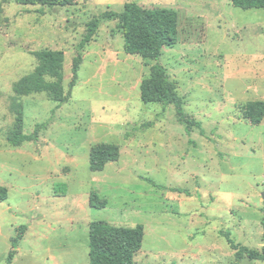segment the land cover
Returning <instances> with one entry per match:
<instances>
[{
	"label": "rangeland",
	"instance_id": "rangeland-1",
	"mask_svg": "<svg viewBox=\"0 0 264 264\" xmlns=\"http://www.w3.org/2000/svg\"><path fill=\"white\" fill-rule=\"evenodd\" d=\"M131 2L176 11L177 46L158 61L128 55L120 21L104 20L79 52L93 20ZM41 51L65 53V105L13 91ZM155 65L166 68L204 136L195 129L189 137L173 106L143 103L141 84ZM250 102H264V10L231 0H77L56 8L0 0V187L9 191L0 202V264L12 251V264H90L94 222L143 225L136 264H264L246 254L239 260L226 236L264 252V122L245 118ZM19 106L25 134L49 126L38 143L12 148L7 135ZM104 143L119 146L121 157L94 173L91 149ZM93 193L108 201L105 209L91 208Z\"/></svg>",
	"mask_w": 264,
	"mask_h": 264
},
{
	"label": "trees",
	"instance_id": "trees-1",
	"mask_svg": "<svg viewBox=\"0 0 264 264\" xmlns=\"http://www.w3.org/2000/svg\"><path fill=\"white\" fill-rule=\"evenodd\" d=\"M21 6L41 7H71L77 0H15ZM235 8L242 10H264V0H231ZM104 20H119V28L125 40V52L131 56L158 61L166 48H174L179 43V15L171 9H144L137 2L125 6L123 13L106 12L93 20L87 27L86 34L78 50L81 52L88 46L98 33L101 22ZM38 66L31 74L18 81L13 91L17 96L29 97L46 94L48 98L60 105L68 103L69 96L65 92V53L62 51L35 52ZM81 57L75 59V78L71 83L74 88L77 82ZM141 99L145 104H157L164 108L173 106L180 123L191 137L195 129L204 136L202 123L192 119L185 111L183 99L178 95L176 86L170 81L165 67L155 65L151 70L150 78L141 84ZM245 118L254 126L264 122V102H250L244 107ZM49 123L38 125L31 134L24 132V109H16V121L7 135L8 144L12 148H20L26 143H38L40 134L48 130ZM190 143H193L192 141ZM121 148L115 144H98L91 149L90 168L94 173L105 171L107 165L120 160ZM173 192L187 193L182 189ZM189 195V193H187ZM9 191L0 187V202L8 200ZM90 206L93 209H105L108 206L106 199H101L97 193L90 196ZM19 235L13 240L14 249L24 239L27 227H21ZM233 244L239 260L246 254L255 261H264V252L249 250L232 242L229 234L226 235ZM145 228L139 225L136 228L115 227L105 222H94L90 226V264H136L137 255L143 248ZM15 251L9 256L12 264Z\"/></svg>",
	"mask_w": 264,
	"mask_h": 264
}]
</instances>
